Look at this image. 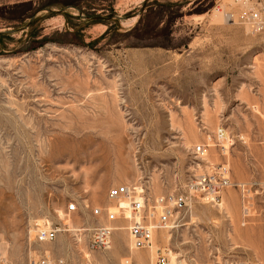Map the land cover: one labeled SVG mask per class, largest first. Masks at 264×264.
Instances as JSON below:
<instances>
[{
  "label": "rangeland",
  "instance_id": "rangeland-1",
  "mask_svg": "<svg viewBox=\"0 0 264 264\" xmlns=\"http://www.w3.org/2000/svg\"><path fill=\"white\" fill-rule=\"evenodd\" d=\"M255 11L264 0H0V264H156L158 247L177 264H264V204L235 188L195 198L153 249L123 219L109 251L88 248L114 186L187 194L220 165L264 184ZM46 227L58 237L40 244Z\"/></svg>",
  "mask_w": 264,
  "mask_h": 264
},
{
  "label": "bare ground",
  "instance_id": "bare-ground-1",
  "mask_svg": "<svg viewBox=\"0 0 264 264\" xmlns=\"http://www.w3.org/2000/svg\"><path fill=\"white\" fill-rule=\"evenodd\" d=\"M239 1H241V0H239ZM247 13L242 14V20L244 21V24H246V26L248 25L250 29L255 31L254 28L250 25V22H248L249 19L248 18L246 19L244 16V14H247ZM261 25H263V27H264V17H263V21H262ZM225 133H226L225 131H220L218 134V137L220 136L221 139L222 138L225 139V137H224ZM221 141H223V140H221ZM200 147L202 149L203 148L205 149V145L199 146V147H197V149ZM204 149H203L201 154L205 153ZM224 150H226L225 146H224ZM222 166H224V168L227 169L228 173L230 174V169H229L228 165H222ZM213 167L216 168L215 166H213ZM214 168H210L206 173L211 172V170H213ZM229 179H230V185L221 189L220 194L217 195L216 198L214 195H209L208 199L206 198L205 200L208 203H217V201L221 199V195L223 194L224 190L229 189V188H235L241 192L243 202L246 203V201L248 200L249 194H247L246 191H244L243 187H245L247 185L242 184V183H234L230 176H229ZM119 187H126V189H128V190L134 191L135 194L130 193L131 196L130 197L125 196V198H119V199L112 198L111 195H109L110 190H112L114 188H119ZM110 190L108 193L109 199L112 202H116L117 207L116 208L109 207L107 209L108 212H107L106 224L95 227L94 230L91 232L89 242H88V244H89L88 248H89V251L93 252V253H95V251H98V252L109 251L111 249L112 238H113V233H114L113 224L120 219L128 221L127 230L129 231L131 243L133 244V246L136 250L153 249L155 245H153L152 248L137 249V242L135 241V237L133 236V233H132V226H134L136 222L137 223L143 222L144 224H148L147 226L149 228H152V230H154L152 233L153 234V240H154L155 236L158 235L159 232H164V231H167L170 229L171 230L174 229L175 228L174 224H176V221H177V215L179 213L185 211L186 208L189 206V204L192 203L195 198L196 199L200 198V197L194 196V192L191 191V183L188 186L187 194L173 193V194H168V195H164V196H159L157 198H150L145 194L142 187H141V189H139L138 187H136L134 185H129V184L114 186V187L110 188ZM179 198H182V200H184V202H185V207L182 210H177L176 208L173 207V205L176 203V200H178ZM213 198H214V200H212ZM136 204H142L143 205L141 208V212H138L137 210H135ZM218 204L222 207V201H219ZM71 205L75 206V211L69 210ZM71 205H69V207H68V212H77L78 205L76 203L71 204ZM169 210H172V216H171L170 220L168 219L167 223H165V225H168V227L160 228V229L153 228V227H157L156 225H158V224L163 225L160 223L161 216ZM109 212H115L117 219L114 221L111 220L109 218V215H108ZM244 219H246V216L244 217ZM98 228L111 230L110 235H108L107 233L105 235V237L109 243L108 247L105 250H99V249L93 248V245H94L93 243L96 239V237H94V233H95L96 229H98ZM51 232H56V238L55 239H50V233ZM42 233H45V235H46L45 238H43V240L40 239ZM57 237H58V230L49 229L47 227L39 229L38 233H37V241L40 244H47V242H53L57 239ZM168 237H170V236H168ZM160 248L164 249V247H158L157 248L156 258L158 256V249H160ZM166 249H168V248H166ZM169 250L171 251V254H170L171 264H177L175 255L172 256L173 251L170 248H169ZM157 260H158V258H157ZM231 262H233L234 264H246L245 262H242L241 260H236V261L232 260ZM156 263H157V261H156ZM222 263L223 262H218L217 264H222ZM38 264H66V263L64 261L63 262H55V261L50 260L49 258H47V259L44 258L42 260H39Z\"/></svg>",
  "mask_w": 264,
  "mask_h": 264
},
{
  "label": "built area",
  "instance_id": "built-area-1",
  "mask_svg": "<svg viewBox=\"0 0 264 264\" xmlns=\"http://www.w3.org/2000/svg\"><path fill=\"white\" fill-rule=\"evenodd\" d=\"M245 18L249 19L248 22H250V25L254 28L255 31H260L263 29L262 21L263 16L259 11H255L252 13L244 14ZM203 149L200 147L197 149V155H199ZM230 185V179H229V173L228 170L224 168V166L220 165L219 167L214 168L211 170V172L204 173V175L196 176L195 179L192 180L191 183V191L194 192L195 197H206L208 199L209 195H214L215 198L217 195L220 194L221 189L224 187H227ZM244 191H246L247 194L250 196V200H248L249 203L253 202L255 199L262 200L264 204V184H260L257 182H253L251 186H245L243 187ZM130 193L135 194L134 191H130L126 189V187H119L114 188L110 190L109 195H111L112 198L119 199V198H125L130 197ZM214 200V198L212 199ZM142 204H136L135 210L138 212H141ZM174 208L177 210H182L185 207V202L182 200V198H179L176 200V203L173 205ZM122 208V207H121ZM70 211H75V206L71 205L69 208ZM97 214L100 212L98 210L95 211ZM109 218L111 220H116V213L115 212H109ZM172 216V210H169L165 212L161 216L160 223L163 225H156L157 227L153 228H165L168 227V225H165L167 223L168 219L170 220ZM148 224L142 223H135L134 226H132V233L135 237V241L137 242V249L142 248H152L154 245L153 242V231L152 228H149L147 226ZM106 233L110 235L111 230L98 228L96 229L94 233V237H96L94 241L93 248L99 249V250H105L109 243L106 239L105 235ZM45 233H42L40 239L43 240L45 238ZM56 238V232L50 233V239ZM170 254L171 251L169 249H158V260L156 264H171L170 262ZM232 260H226L222 264H234L231 262Z\"/></svg>",
  "mask_w": 264,
  "mask_h": 264
}]
</instances>
